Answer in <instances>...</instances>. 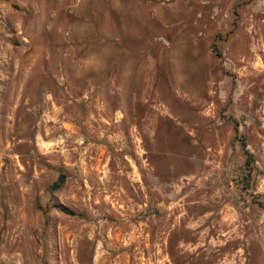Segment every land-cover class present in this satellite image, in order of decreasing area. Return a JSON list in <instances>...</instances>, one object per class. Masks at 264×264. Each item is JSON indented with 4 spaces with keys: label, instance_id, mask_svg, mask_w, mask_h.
I'll return each mask as SVG.
<instances>
[{
    "label": "rangeland",
    "instance_id": "1",
    "mask_svg": "<svg viewBox=\"0 0 264 264\" xmlns=\"http://www.w3.org/2000/svg\"><path fill=\"white\" fill-rule=\"evenodd\" d=\"M258 201L264 0H0V264H264Z\"/></svg>",
    "mask_w": 264,
    "mask_h": 264
},
{
    "label": "trees",
    "instance_id": "2",
    "mask_svg": "<svg viewBox=\"0 0 264 264\" xmlns=\"http://www.w3.org/2000/svg\"><path fill=\"white\" fill-rule=\"evenodd\" d=\"M241 145L244 148V153H245L244 164H245L246 174H249L251 172V167H252V163H253V156H252L251 152H249L246 149V144L244 143V141H242ZM62 182H63V175H59L57 181L54 182V184H53V189H58L61 186ZM257 203L264 208V203L262 201H258Z\"/></svg>",
    "mask_w": 264,
    "mask_h": 264
}]
</instances>
